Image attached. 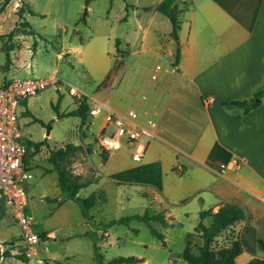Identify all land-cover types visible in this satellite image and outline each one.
<instances>
[{
  "label": "crops",
  "instance_id": "crops-1",
  "mask_svg": "<svg viewBox=\"0 0 264 264\" xmlns=\"http://www.w3.org/2000/svg\"><path fill=\"white\" fill-rule=\"evenodd\" d=\"M88 3L87 8H90ZM176 4L178 39L171 35V23L163 33L156 29L157 36L155 32L152 35V31L142 33L141 26L153 16V11L141 9L146 4L133 3L127 9L125 2L121 5L117 21L123 26L130 19L131 28L119 30L123 39L111 37L118 42L113 75L107 76L96 94H89L107 100L113 110L121 113L135 108L140 122L148 117L155 119L159 138L145 144L140 160L131 156L132 150L139 146L136 143H124L129 148V158H123V153L119 152L124 144L110 152L98 146L97 137L78 144L82 148V143H91V146L85 145L89 156L98 153L103 164L111 163L119 170H129L130 159L139 162L136 169L140 176H150L140 181L149 191L143 195L159 204L161 210L156 214L165 217V225L173 218L168 205L179 207L186 215L195 214L198 222L205 225L211 223V217L201 218L200 211L215 212L225 203L238 205L245 217L230 226L242 246L235 262L245 264L252 258L264 260L258 253L264 252V98L245 114L224 105L248 99L257 89L264 88V0H177ZM80 47H67L63 51L69 55L80 53ZM177 49L180 51L176 63L178 73L168 75L159 71L163 83H153L149 74L154 65L164 66L173 61ZM64 52L58 55L64 56ZM113 90H117L121 99L119 105L108 102ZM141 94L146 96L145 100L140 99ZM208 97L213 100L207 101ZM94 103L77 101L76 109L82 104L84 110L83 116H79L81 126L89 127L92 123L87 122L86 113L90 115L87 110ZM90 117L101 118L97 129L100 133L103 112ZM81 136L85 139L83 130ZM105 154L107 158L103 161ZM27 164L30 171V158ZM88 179L91 183L97 181L96 176ZM92 193L97 200L91 208L103 198ZM87 213L83 215L86 217ZM38 232L47 237L45 231ZM193 233L198 234L195 231L189 234ZM19 234L20 228L6 242L12 243ZM245 252L248 255L242 258ZM3 264L21 263L5 251Z\"/></svg>",
  "mask_w": 264,
  "mask_h": 264
},
{
  "label": "rangeland",
  "instance_id": "rangeland-1",
  "mask_svg": "<svg viewBox=\"0 0 264 264\" xmlns=\"http://www.w3.org/2000/svg\"><path fill=\"white\" fill-rule=\"evenodd\" d=\"M155 1L89 0L88 3L86 0H8L2 6L4 0H0V66L6 60L5 47L11 44L13 49L9 56L13 63L6 71L8 77L45 78L54 75L88 94L95 93L103 87L107 76L113 75L112 36L123 39L119 30L132 25L130 19L123 26L118 23L119 8L124 2L127 8L133 3L139 6L146 4L141 9L148 8L153 11V16L141 26L142 33L152 31V35L155 32L157 36L156 29L163 33L170 26V21L155 9ZM18 12L27 20L28 26L22 25L23 19ZM11 30L14 35L9 38L6 34ZM77 45L81 46L80 53L69 55L63 51ZM60 52L65 55H58ZM79 57L81 60L77 61ZM108 102L110 105L120 104L117 90L110 93ZM77 106V101L68 95L66 87L50 84L37 95L24 98L17 108L23 139L37 142L47 138L46 145L30 158L31 170L23 181L27 195L26 213L32 217L34 229L47 234L40 255L55 257L61 264L105 263L115 257L132 256L142 258L144 262L123 264H186L181 253L187 241H190L193 252L202 243L198 234H189L194 231L199 218L168 205L173 217L170 223L150 222L157 232L163 234L164 242L159 240L149 225L138 218L145 211L155 215L161 210L159 204L143 195V192L149 191L140 181L150 176H140L136 169L139 162L130 159L129 170L123 171L111 163L103 164L98 153L89 156L85 147L88 143H82L81 150L73 152L69 164L72 171L84 175V179L91 176L97 178L96 182L80 189L77 196L87 197L92 192L103 196L88 210L86 217L80 205L68 199L57 185L56 172L47 171L52 167L47 161L49 148L69 142L78 144L100 134L97 133L100 117L93 118L86 113L87 122L92 123L85 127L81 126V118L77 115L60 116L61 113L72 112ZM112 129L110 126L107 132ZM82 130L85 139L81 136ZM88 145L91 146V143ZM119 152L126 158L129 148L124 144ZM127 218V222L119 221ZM18 232L19 227L10 211L1 209L0 245L3 246ZM230 237H235L231 227L216 238V246L227 242ZM258 253L264 256V252ZM247 255L248 252H245L242 258Z\"/></svg>",
  "mask_w": 264,
  "mask_h": 264
},
{
  "label": "built area",
  "instance_id": "built-area-1",
  "mask_svg": "<svg viewBox=\"0 0 264 264\" xmlns=\"http://www.w3.org/2000/svg\"><path fill=\"white\" fill-rule=\"evenodd\" d=\"M159 71H164L168 75L178 73L174 60L164 66L156 63L149 76L157 85L163 83ZM167 79L170 80L169 77ZM50 84L66 87L68 95L78 102L88 100L95 102L90 106L88 113L96 116L103 112V125L96 141L106 152L116 150L124 143L130 145L136 143L139 146L132 150L131 156L135 160H140L145 144L159 138L158 122L149 117L140 122L139 113L135 108H129L121 113L113 110L107 100L93 97L83 89L70 85L54 75L45 78H10L0 66V210L8 209L20 228L18 239L0 245V264L5 260V251L15 256L21 264H61L57 258L40 255L45 238L34 229L32 217L26 213L27 195L23 181L27 178L29 170L24 161L26 141L19 129L17 113V108L24 98L37 95ZM140 99L145 100L146 96L141 94ZM212 100L213 97L207 98L209 102ZM110 126L113 128L112 131L107 132Z\"/></svg>",
  "mask_w": 264,
  "mask_h": 264
},
{
  "label": "trees",
  "instance_id": "trees-1",
  "mask_svg": "<svg viewBox=\"0 0 264 264\" xmlns=\"http://www.w3.org/2000/svg\"><path fill=\"white\" fill-rule=\"evenodd\" d=\"M89 0H86L88 2ZM8 0H4L5 5ZM177 0H161L159 1L155 9L166 16L171 23V35L174 39H178L177 31L179 29V19H178V8L176 4ZM2 6L0 8H2ZM127 8V4L125 5ZM143 9L148 10V8L144 7ZM29 13L34 14L32 10H28ZM19 13V12H18ZM19 15H21L19 13ZM23 19V16H20ZM23 26H28L29 23L27 20H22ZM7 37H12L14 35V31L11 30L8 32ZM114 49L111 51V55L114 58L116 53L118 52V42L113 40ZM13 49L11 44L5 47L6 60L5 63L1 66L2 70L6 72L9 69V65L11 63V59L9 56V52ZM180 51L177 49L174 57L175 63L179 60ZM264 98V88H259L255 92H253L252 96L248 99L234 100L225 102L224 105L228 109H240L241 114H245L251 109L257 107L262 99ZM83 106L80 104V107L72 112H68L67 114H60V116L64 115H78L83 116ZM46 139L33 142L29 139L26 140V154L24 156L25 164L28 166V159L34 157L35 154L39 151V149L46 145ZM80 144H74L72 142L66 143L59 147L49 148V153L47 157V161L52 165L51 170H54L57 174V185L61 188L62 192L68 199L76 200L82 208L84 214L95 204L97 200V196L95 193L89 194L87 197H77L76 194L79 189L86 187L91 183L89 179H84L80 174L74 173L70 168L71 155L76 150H80ZM107 155H102V160L105 161ZM48 169L47 171H49ZM87 216V215H86ZM199 216L201 218L205 216L211 217V223L209 225H205L202 222H198L194 226V231L198 233L202 238V243L197 247V251L193 252L190 247V241H187L186 246L184 247L181 257L186 262V264H236L235 257L241 253L242 246L239 237H230L227 238V242H222V244H218L216 246V238L221 235L227 228L231 225L235 224L237 221L242 220L245 217V213L241 207L234 203H225L221 207L218 208L217 211L211 212L209 210L200 211ZM139 219L144 220L151 230V232L162 242H164L163 234L157 232L151 221H159L162 224L166 223V219L162 214L151 215L148 214L147 211L141 216H138ZM127 219H120L119 221L127 222ZM40 235L45 238L44 233H40ZM7 253V252H6ZM141 258L136 257H115L112 258L105 263H96V264H123V263H131V262H141ZM245 264H264L263 259L252 258Z\"/></svg>",
  "mask_w": 264,
  "mask_h": 264
},
{
  "label": "water",
  "instance_id": "water-1",
  "mask_svg": "<svg viewBox=\"0 0 264 264\" xmlns=\"http://www.w3.org/2000/svg\"><path fill=\"white\" fill-rule=\"evenodd\" d=\"M46 134H48V132Z\"/></svg>",
  "mask_w": 264,
  "mask_h": 264
}]
</instances>
